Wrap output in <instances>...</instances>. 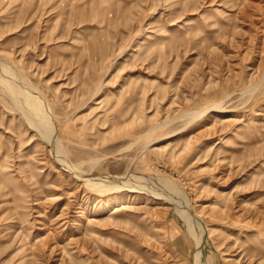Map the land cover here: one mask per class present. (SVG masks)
<instances>
[{
    "label": "rangeland",
    "instance_id": "obj_1",
    "mask_svg": "<svg viewBox=\"0 0 264 264\" xmlns=\"http://www.w3.org/2000/svg\"><path fill=\"white\" fill-rule=\"evenodd\" d=\"M0 64V264H264V0H0Z\"/></svg>",
    "mask_w": 264,
    "mask_h": 264
},
{
    "label": "bare ground",
    "instance_id": "obj_2",
    "mask_svg": "<svg viewBox=\"0 0 264 264\" xmlns=\"http://www.w3.org/2000/svg\"><path fill=\"white\" fill-rule=\"evenodd\" d=\"M2 63V62H1ZM0 69L2 70V72H3V74H4V72L6 71V72H10L11 73V70L9 71V68L6 66V65H2V64H0ZM13 69V68H12ZM0 70V71H1ZM17 71V70H16ZM7 73H5V75H6ZM17 74V73H16ZM7 76V75H6ZM9 76V75H8ZM11 76H12V74H11ZM10 77V76H9ZM19 77V76H18ZM2 78H3V75H2ZM14 77H12V79H13ZM11 79V77L9 78V79H6V77H5V79L3 78V80H2V82H4V83H6V87L9 89V92H11L12 94H10V95H12V96H15V97H17V96H19V95H23L26 99V102L28 103V106L31 108V111L33 110L34 111V113H36V115H37V118H40L41 120H43V119H47L50 115H49V110H48V108H47V103H46V101L43 99V97L41 96V95H39L38 94V91L36 92V93H33L34 91H33V89L29 92V93H25V90L26 89H24V90H20V88L18 87V88H16V86L15 87H12L13 86V84L10 86V82H12L13 83V81L14 80H12ZM22 80H24V79H22ZM18 82H19V79L17 80ZM20 82H21V87L23 86V87H27V88H29V89H31V85L29 84L28 85V82L26 83V81H24V82H22L21 80H20ZM260 82H261V80H260ZM17 84V83H16ZM32 84V83H31ZM5 85V84H4ZM22 87V88H23ZM34 88V87H33ZM34 90H36L35 88H34ZM28 91V90H27ZM31 93V95H29ZM16 99V98H15ZM222 102V101H221ZM24 112V111H23ZM186 112V111H185ZM25 115H27V114H25ZM191 115H193V114H191ZM183 116H186V114H184ZM197 116H199V115H197ZM36 117V116H35ZM34 117V118H35ZM45 117V118H44ZM188 117V116H187ZM190 117H192V116H190ZM36 118V119H37ZM32 120V119H31ZM52 120V119H51ZM192 120V119H191ZM40 121V120H39ZM45 121V120H44ZM49 121V120H48ZM37 122V121H36ZM46 122V121H45ZM50 122V121H49ZM34 123V122H33ZM39 123V122H38ZM45 124V123H44ZM47 124H48V122H47ZM172 124V123H171ZM33 126V125H32ZM38 126V125H37ZM40 126H42V124L40 125ZM45 126V125H44ZM163 126V125H162ZM43 128V127H42ZM46 130H48V128H46ZM54 131V130H53ZM49 134V133H48ZM47 136V135H46ZM51 136V135H50ZM48 137V136H47ZM44 138V137H43ZM51 138V137H50ZM49 138V139H50ZM54 138V137H53ZM52 139V138H51ZM51 142H53L54 144V146L56 147V145H57V140L56 139H52V141ZM58 143H59V141H58ZM55 148H54V152H55ZM60 150V149H59ZM142 153V152H141ZM58 156L57 157H59V160L60 159H66L65 157H64V155L63 154H60L59 155V153H56ZM55 154V155H56ZM56 157V156H55ZM58 160V161H59ZM60 162V161H59ZM94 164V163H93ZM79 164H73L72 162H70V161H68V165H64L63 164V166L64 167H66L67 169H69L71 172H74V174H77V175H80L81 173H79V171H78V167H80L81 165H82V162H81V165L80 166H78ZM80 170V169H79ZM88 176L90 175V174H87ZM86 174H85V176H84V178H85V180H84V182L86 181L87 182V184L88 185H90V186H93V187H97V188H99V187H112V189H121V188H124V187H122L121 185H117L116 184V182H118V183H122V181H121V179L120 178H118V179H115V178H113V179H109L108 180V182L107 183H105L106 182V179H108L109 177H98V178H92V177H88ZM132 175V174H131ZM112 180V181H111ZM122 180H123V178H122ZM125 180V179H124ZM142 180V179H141ZM128 181V180H127ZM126 182V181H125ZM137 183H138V181H137ZM123 184H124V182H123ZM145 186V185H144ZM93 190V189H92ZM126 190H128V191H130V192H132V190H130V189H126ZM149 190V189H148ZM154 190V189H153ZM152 190V191H153ZM156 191V190H155ZM169 192V191H168ZM171 193V192H170ZM128 195V194H127ZM179 195V194H178ZM132 196V195H131ZM131 196H127V199H131L132 197ZM180 199V198H179ZM170 200V199H169ZM107 203H108V201H107ZM178 206V205H177ZM180 206V205H179ZM178 208V207H177ZM180 208V207H179ZM179 208L177 209V211H179ZM182 208V207H181ZM122 209H124V208H122V207H116V210L114 211V213H116L117 211H121ZM183 210H185V211H182L181 213H182V215L184 216V217H186V218H188V209H184V208H182ZM186 212V213H185ZM190 216H192V215H190ZM190 218V217H189ZM192 218V217H191ZM188 223V222H187ZM201 242V241H200ZM199 245V244H198ZM200 250V249H199ZM200 252H201V250H200ZM201 255V254H200ZM199 255V256H200ZM198 256V258H200ZM198 261V260H197Z\"/></svg>",
    "mask_w": 264,
    "mask_h": 264
}]
</instances>
